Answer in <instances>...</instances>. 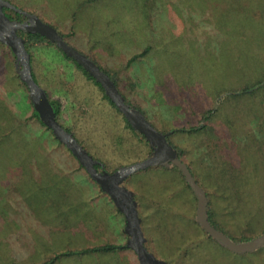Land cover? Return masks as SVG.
<instances>
[{"label": "rangeland", "instance_id": "1", "mask_svg": "<svg viewBox=\"0 0 264 264\" xmlns=\"http://www.w3.org/2000/svg\"><path fill=\"white\" fill-rule=\"evenodd\" d=\"M9 1L117 76L156 128L189 129L191 106L201 124L212 109L207 129L171 138L197 169L223 232L236 239L264 234V0ZM33 50L42 85L52 97H64V124L112 161L145 155V142L92 80L58 51ZM20 71L0 41V133L25 125L0 144V264L43 263L65 251L126 244V217L70 149L31 118ZM9 110L16 118L7 119ZM131 186L147 247L167 264H264V246L235 253L208 237L197 221L198 199L176 171L149 167ZM53 264L141 263L125 249L61 256Z\"/></svg>", "mask_w": 264, "mask_h": 264}, {"label": "water", "instance_id": "2", "mask_svg": "<svg viewBox=\"0 0 264 264\" xmlns=\"http://www.w3.org/2000/svg\"><path fill=\"white\" fill-rule=\"evenodd\" d=\"M12 8L27 16V21H17L8 17L4 8ZM18 30L39 33L55 43L68 56L80 63L104 87L106 94L116 103L118 109L141 134L145 135L154 153L150 157L135 163L122 166L113 173L99 172L94 160L76 138L68 132L56 119L47 91L36 82L32 72L30 53L25 46V39L18 35ZM0 41L11 46L21 64V79L28 84L31 100L41 121L52 129L55 136L64 143L78 158L101 188L111 197L117 208L126 217L125 231L130 235L128 243L137 253L141 264H166L157 258L146 246V237L142 228V219L138 211V201L133 191L129 190L124 181L134 173L153 166H177L183 173L187 183L198 198L197 221L204 231L218 242L235 253L255 251L264 246V234L245 242H237L228 234L216 228L208 219L209 198L206 190L198 183L190 167L184 162L167 138V133L157 129L146 115L132 107L120 92L116 83L101 67L85 53L68 43L59 30L43 21L38 15L17 7L9 0H0Z\"/></svg>", "mask_w": 264, "mask_h": 264}, {"label": "trees", "instance_id": "3", "mask_svg": "<svg viewBox=\"0 0 264 264\" xmlns=\"http://www.w3.org/2000/svg\"><path fill=\"white\" fill-rule=\"evenodd\" d=\"M4 11L6 12V14L8 15L9 18L13 19V20H17V21H27L28 18L26 15L12 9V8H8V7H5L4 8ZM60 32V31H59ZM61 33V32H60ZM64 38L67 40V35L66 34H63L61 33ZM18 35L23 37L25 39V46L28 50V52L30 53V62H31V66H32V72H33V76H34V79L36 80V82L40 85H42L40 79L38 78L37 76V73H36V69H35V62H36V59H37V54L36 52L33 50V47L36 46L38 47L39 49L40 48H50L51 51H58V53L61 55V57L63 58V60L67 61V62H71L75 65L76 68H78L79 70H81L83 72V74L90 80H92L99 88L100 90L102 91L103 93V97L104 99H106L111 106H113L121 115H123V118H124V121H125V124H126V127L129 128L133 134L138 138L140 139L141 141H144L145 144H146V152H145V155L144 156H137L136 160L134 159H128L127 157H123V160H120V161H112L108 158H105V154L104 153H100L99 150H93L86 141L82 140L81 137H79L77 135L76 132L73 131V129L67 125V124H64L62 122V115H63V100L60 98V97H52L51 94L47 91L48 93V97H49V100H50V103H51V106H52V109L56 115V119L63 125V127L68 131L70 132L75 138L76 140L78 141V143H80L84 149H86V151L90 154V156L93 158L94 160V165L95 167L98 169L99 172H109V173H113L115 171H117L118 169H120L122 166H125L126 164H130V163H135L137 161H141L143 159H146L148 157H150L151 155H153L154 153V148L151 146L149 140L147 139V137L143 134H141L137 129H135L133 127V125L128 121V119L125 117V115L118 109L116 103L106 94V91L104 89V87L102 86V84L96 80L95 77H93L80 63H78L74 58L68 56L62 49H60L55 43L51 42L50 40H48L46 37L42 36L41 34L39 33H31V32H27L26 30H18ZM70 43V42H68ZM6 44V43H5ZM71 44V43H70ZM7 45V44H6ZM72 45V44H71ZM9 46V45H8ZM10 49L12 50L13 54H14V57L17 61V65L18 66H21L19 60H18V57L15 55L13 49L11 46H9ZM78 49V48H77ZM149 47L146 48L145 51H143L142 53H139V54H135L129 61L127 64H131L134 60H137L139 57H142V56H145L147 54V52L149 51ZM80 50V49H78ZM81 52H83L82 50H80ZM84 53V52H83ZM53 54V53H52ZM87 55V54H86ZM88 56V55H87ZM90 57V56H88ZM91 58V57H90ZM93 59V58H91ZM100 67L102 70H104L106 73H108V75L113 79V81L116 83L117 87L119 88L120 92L123 94V96L125 97L126 101L132 106V107H135L139 110H141L147 117V113L145 112V110H143L141 107L139 106H136L134 104H132V102H130V100L126 97V95L124 94V92L122 91V89L120 88V85H119V80L117 78V76L113 75L109 70L105 69L103 66H101L97 60L93 59ZM22 80V79H21ZM22 82L24 83V85L27 87V89L29 90L28 88V84L25 83L23 80ZM260 83H257V84H254L253 86H250V87H246L244 89L243 92L240 93V95L242 94H245V93H249L251 92L252 90H255L256 87L259 85ZM31 104H32V107H33V115L31 116V118H37L41 123L42 125L45 127L46 130L50 131L51 135L62 145H65L64 143H62L56 136L55 134L53 133L52 129L47 127L40 119L39 117V114L38 112L36 111L35 109V106L31 100ZM195 112H199L194 106H191V109L188 111V113L190 114V119H189V123H188V128L187 129L186 127L184 128H180V129H176V128H157L159 129L160 131L164 132V133H167V138H168V141L170 142V144L175 147L177 150H178V153H179V156L180 158L186 162L188 164V166L190 167L192 173L194 174L196 180L198 181V183H200V185H202L203 187H205L204 185V182L202 181V179L200 178L199 174H197V169L195 167H193L189 162H187L186 159L183 158V149L177 145L176 143L173 142L172 140V135L175 134L176 132H190V133H197V132H200V131H203L205 129H207L208 127V124H207V121L210 120L213 116L212 114V109H209L205 114H203V120H205L206 122L201 124V122L199 121L196 122L195 119H192L194 117V113ZM200 113V112H199ZM15 117L14 113L12 111H8V117L7 119L9 118H12V117ZM16 118V117H15ZM18 118V117H17ZM148 118V117H147ZM30 119V118H29ZM152 123V122H151ZM153 124V123H152ZM154 125V124H153ZM22 126H25L23 125L22 122H20L19 124H15L13 126H7L4 128L3 132L0 133V144H3L4 140H7V139H11L13 140L19 129L22 128ZM155 126V125H154ZM8 130V128H10ZM26 132H28V130H26ZM25 128H23V137L26 139V135H25ZM71 151V150H70ZM74 155V154H73ZM80 162V161H79ZM80 167L83 168V169H86L85 166L83 164L80 163ZM151 169H157V170H165V171H176L178 174H180L181 178H182V181L184 182V185L187 189H189L195 196V198H197L195 192L193 191V189L191 188V186L187 183L182 171L175 165H173L172 169H168L169 167L167 166H155V167H150ZM215 168V167H214ZM149 169V168H148ZM221 177H224L223 175ZM129 181V179H127L125 181V183L127 184ZM100 186V185H99ZM101 188V186H100ZM101 191L104 192L105 194H107V192H105L102 188H101ZM111 198V197H110ZM209 198V196H208ZM135 199L138 201V196L135 192ZM198 199V198H197ZM113 201V200H112ZM114 203V202H113ZM115 204V203H114ZM116 206V205H115ZM116 209L120 212V214H123L116 206ZM138 211H139V204H138ZM208 219L209 221L216 227L218 228L219 230H222V228L220 227L219 223L214 219V211L213 209L210 208V204L208 205ZM140 215V213H139ZM125 216V215H124ZM199 224V223H198ZM200 225V224H199ZM201 226V225H200ZM202 227V226H201ZM203 229V228H202ZM204 230V229H203ZM223 231V230H222ZM206 233V232H205ZM207 234V233H206ZM208 235V234H207ZM209 238L213 239V240H216L214 239L213 237L209 236ZM232 239H234L235 241L239 242V241H243V240H250L252 239L253 237L252 236H243L241 239H236L235 237L233 236H230ZM129 241V240H128ZM217 241V240H216ZM147 246V244H146ZM148 248V247H147ZM125 249H132L130 244L127 242L126 244H116V243H104V244H100V245H96V246H92V247H87V248H83L81 250H73V251H65V252H62V253H59V254H56L53 258L49 259V260H46L45 262L43 263H29V264H53L56 260H58L61 256H66V255H77V254H87V253H99V252H118V251H121V250H125ZM166 262V261H165ZM167 264V262H166Z\"/></svg>", "mask_w": 264, "mask_h": 264}, {"label": "crops", "instance_id": "4", "mask_svg": "<svg viewBox=\"0 0 264 264\" xmlns=\"http://www.w3.org/2000/svg\"><path fill=\"white\" fill-rule=\"evenodd\" d=\"M65 61V60H64ZM67 62V61H66ZM53 63V62H52ZM67 63H69L70 64V62H67ZM44 89H45V87L43 86V85H41ZM47 89V88H46ZM45 89V90H46ZM48 91V90H47ZM56 97H60L62 100L64 99V97L62 96H56ZM64 104H65V101H63V106H64ZM136 174V173H135ZM135 174H133V175H131L129 178H127V179H129V181H128V183L127 184H125V181L127 180H125L124 181V185L129 189V190H131V191H133L134 192V194H135V189L133 190V188H132V186H131V179L134 177V175ZM105 201V200H104ZM107 202V201H106ZM107 204V203H106Z\"/></svg>", "mask_w": 264, "mask_h": 264}]
</instances>
